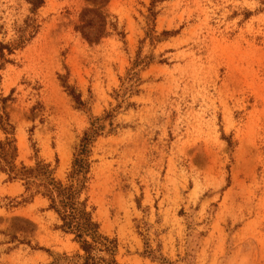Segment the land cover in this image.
I'll list each match as a JSON object with an SVG mask.
<instances>
[{
    "label": "rangeland",
    "instance_id": "rangeland-1",
    "mask_svg": "<svg viewBox=\"0 0 264 264\" xmlns=\"http://www.w3.org/2000/svg\"><path fill=\"white\" fill-rule=\"evenodd\" d=\"M90 20L94 41L80 32ZM0 44L13 46L0 117L17 164L38 159L66 181L90 117L115 110L86 196L119 263L160 264L142 256L149 245L172 264H264V0H44L34 14L0 0ZM27 197L0 173V264L72 258L48 202Z\"/></svg>",
    "mask_w": 264,
    "mask_h": 264
},
{
    "label": "trees",
    "instance_id": "trees-1",
    "mask_svg": "<svg viewBox=\"0 0 264 264\" xmlns=\"http://www.w3.org/2000/svg\"><path fill=\"white\" fill-rule=\"evenodd\" d=\"M26 1L31 6L33 14L44 4V0ZM83 17L82 21H84ZM92 26L93 22L90 20L80 28L82 36L88 41H94L100 35L99 29L92 30ZM33 29H35L34 23L29 20L21 30L18 42L15 44L17 48L23 45L27 33ZM12 48L13 46L0 44V58L3 59L4 50L11 53ZM140 65L141 60L138 59L133 68ZM127 76V90L132 94L137 93L136 86L140 81L138 74L132 70ZM67 91L79 107L84 106L80 95H76L68 86ZM6 102L7 99L1 100L2 104ZM114 113L115 110L105 112L101 117H90L89 128L83 133L75 149L66 181L56 178L55 169L38 159L30 166L17 164L18 152L14 129L8 119L4 120L0 117V131L5 136L0 140V173L5 174L10 182L21 183L24 195H28L24 202L32 200L35 196L45 199L48 202L47 210L53 212L57 218L56 230L71 236L72 241L78 246L79 251L72 258L56 256L51 264H61L62 261L75 264H121L117 260V240L101 232L100 225L94 218V208L89 207L86 196L93 145L107 126L109 134L114 131ZM142 256L152 262L172 264L162 255H157V251L152 250L149 245H146Z\"/></svg>",
    "mask_w": 264,
    "mask_h": 264
},
{
    "label": "bare ground",
    "instance_id": "bare-ground-1",
    "mask_svg": "<svg viewBox=\"0 0 264 264\" xmlns=\"http://www.w3.org/2000/svg\"><path fill=\"white\" fill-rule=\"evenodd\" d=\"M54 215V214H53Z\"/></svg>",
    "mask_w": 264,
    "mask_h": 264
}]
</instances>
